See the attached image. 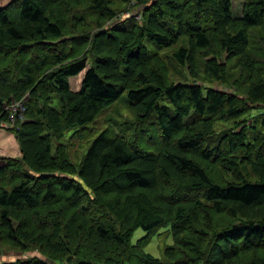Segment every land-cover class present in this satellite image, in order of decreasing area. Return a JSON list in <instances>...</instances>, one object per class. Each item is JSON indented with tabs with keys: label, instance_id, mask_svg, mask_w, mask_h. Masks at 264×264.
Returning <instances> with one entry per match:
<instances>
[{
	"label": "trees",
	"instance_id": "16d2710c",
	"mask_svg": "<svg viewBox=\"0 0 264 264\" xmlns=\"http://www.w3.org/2000/svg\"><path fill=\"white\" fill-rule=\"evenodd\" d=\"M124 91L134 133L104 127L73 162L65 131ZM23 97L25 119L6 127L20 157L0 156V247L53 264H264V113L235 131L264 106V0L239 18L231 0H13L0 6V123ZM161 227L157 258L144 248Z\"/></svg>",
	"mask_w": 264,
	"mask_h": 264
},
{
	"label": "rangeland",
	"instance_id": "374dc122",
	"mask_svg": "<svg viewBox=\"0 0 264 264\" xmlns=\"http://www.w3.org/2000/svg\"><path fill=\"white\" fill-rule=\"evenodd\" d=\"M13 0H0V6H5L9 2ZM250 0H231V12L234 18H239L241 17L243 13V8L247 2ZM17 7V4L14 3L11 6V11L14 13L15 8ZM254 37V34L251 35ZM225 55L222 54L219 60L221 62L224 61ZM185 71V76H187V71ZM82 77V72H80L77 76L72 78L71 81V87L73 90H77L80 86V81ZM187 81H194L190 78L187 79ZM203 81V86L204 87H213L217 89H222L226 91L227 93H232L234 90H238L236 94L240 98H245L246 96V88H242V86L238 85L234 81L232 82L231 80L227 81H214V80H207L205 78L202 79ZM205 91V90H204ZM23 99H26V97H23ZM11 101H17L14 99H11L7 104H9ZM128 100H127V92L124 91L119 99L114 102L110 107L104 109L96 118L93 122L87 123L86 125L82 127H76L69 129L65 131L64 136L61 138L60 143L67 142L68 144V152L69 156L75 162L78 164L82 157L84 156L86 149L88 148V145L90 142L101 132V130L104 127H110L113 132L120 133L123 132V128L125 129L126 126H130L128 129V134L127 136H130L131 133H134V128L135 125L130 123V120H133L132 114L128 110L127 106ZM4 105V109L5 106ZM253 107H258L254 105ZM7 111V118L9 114V110L5 109ZM264 113V106L263 107H258L255 111H252L250 115L248 116L247 120L243 122V124H240L237 130L243 128L244 123L245 124H250L252 117H256L258 113ZM123 134V133H120ZM0 141L2 142V147L5 149V153L0 152V156L3 157H13V158H19L20 157V149L18 142L15 138V135L13 132L8 131L5 127L0 126ZM216 143V141H215ZM56 145V141L53 140V145H52V153L54 152V146ZM205 145H207L205 143ZM18 153L17 155H14L13 153ZM212 161V160H211ZM214 163V162H212ZM215 177V176H214ZM224 216V215H223ZM224 218H227L224 216ZM145 235V232L141 228H137L132 237H131V242L134 243L138 238L142 237ZM171 244V238L168 232L166 231V227H161L156 231L154 235H152L150 242L146 245L144 250L147 253H150L154 257L157 258H162L163 257V250L165 246ZM30 256H37L41 259H45L48 261L50 264H53L51 261H49L45 256H43L41 253L38 251H26V252H21L19 250H16L13 247H8V246H1L0 247V263L2 261H8V260H16V259H23L27 258Z\"/></svg>",
	"mask_w": 264,
	"mask_h": 264
},
{
	"label": "built area",
	"instance_id": "2783aa9c",
	"mask_svg": "<svg viewBox=\"0 0 264 264\" xmlns=\"http://www.w3.org/2000/svg\"><path fill=\"white\" fill-rule=\"evenodd\" d=\"M129 15L128 11L123 12L120 16L127 17ZM135 18L140 20V15L135 14ZM25 99H19L17 101H11L9 104L5 106V109L9 110L8 118L6 122H1L0 126L3 127H10L12 126L16 121H23L25 119L24 117V105Z\"/></svg>",
	"mask_w": 264,
	"mask_h": 264
},
{
	"label": "crops",
	"instance_id": "0c3cea01",
	"mask_svg": "<svg viewBox=\"0 0 264 264\" xmlns=\"http://www.w3.org/2000/svg\"><path fill=\"white\" fill-rule=\"evenodd\" d=\"M72 78H74V77H70V78H69L70 85H71V81H70V80H71ZM1 147H2V142L0 141V152H1V153H5V149H4V148H1ZM13 154H14V155H17L18 153L15 152V153H13Z\"/></svg>",
	"mask_w": 264,
	"mask_h": 264
}]
</instances>
